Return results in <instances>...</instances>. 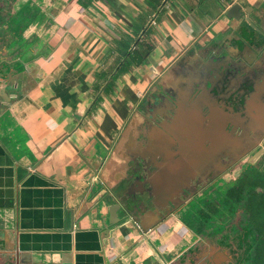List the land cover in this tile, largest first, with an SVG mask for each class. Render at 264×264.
I'll return each instance as SVG.
<instances>
[{"label":"crops","instance_id":"0c3cea01","mask_svg":"<svg viewBox=\"0 0 264 264\" xmlns=\"http://www.w3.org/2000/svg\"><path fill=\"white\" fill-rule=\"evenodd\" d=\"M234 4L241 15L229 18ZM243 39L264 54V0H0V264H170L186 252L196 240L178 215L157 223L151 214L157 224L144 235L130 222L112 224L105 187L151 153L155 131L140 114L143 96L156 94L159 82L181 95L202 48L222 43L264 75V56ZM147 48L144 61L119 71L127 52ZM219 83L217 90L232 87ZM250 96L246 111L258 130L264 92ZM251 155L250 167L252 156H240L222 176L226 199L236 202L250 184L255 192L245 195L260 201L264 139ZM98 182L104 198L85 200ZM180 184H163L168 199ZM228 224L225 242L235 235ZM230 247L240 255L239 244Z\"/></svg>","mask_w":264,"mask_h":264},{"label":"water","instance_id":"95a60500","mask_svg":"<svg viewBox=\"0 0 264 264\" xmlns=\"http://www.w3.org/2000/svg\"><path fill=\"white\" fill-rule=\"evenodd\" d=\"M235 12L237 14H235ZM239 15L241 14L240 6L238 4H234L227 12V17L229 18L232 16L240 17ZM245 23L246 28L251 33H258L257 27L248 18H245ZM250 44L251 43L249 41L243 39V47H247L248 49L251 48L252 50L257 52L258 55H260V50H255V48ZM211 46L214 47L207 48L209 50L207 54L204 53V50H202L201 54H199L201 64H199L200 69L198 72L204 71L203 66L207 59V61H218L220 59L219 56L221 55V53H213L212 50H214L215 48H217L218 50L221 49L222 58L225 60L222 61L223 69H221L220 66V69L218 71L220 75L225 74L226 87L232 86L229 88L230 91L227 89L225 90L232 93L235 91V85H238L240 87L244 86L246 87V89L250 90V95H256L257 86H259L258 84L261 85L263 83L261 82V78L264 77L263 74L261 75L259 73L260 64H255L254 67L251 68V64H248L247 60L244 57L240 55H230L228 49L221 47L222 43L221 45L214 44ZM262 55L264 56V54H261L260 57H262ZM238 63H240L243 67H240ZM176 65H178V63ZM205 74L207 75V73ZM208 74H210V72ZM226 74L229 76L228 80L226 78ZM258 74H260V76ZM216 75L219 74L216 72ZM235 77L237 81L236 79H234ZM211 79L214 82H217L218 80H220V77H213ZM217 85L218 83H215L213 87H216ZM155 86L158 90L157 93L152 95L147 93L145 96H143L139 104V110H141L140 114L146 121L152 124L155 131L150 133L153 140H150V138L148 139L150 140L151 153L146 156V159L141 157L139 158V160L134 159L130 161L131 163L130 168L127 171V177L122 182L117 183L113 187H105L107 190L105 196L110 195L114 200V204H111L109 207V216H111V219L114 218V215L116 217V221L112 224H123L130 222L143 235L149 232L154 226H156V224L159 223L160 219L163 220L164 217H161L162 212L167 207V205H172V201H175V199H177L178 197H182V194L187 192V186L189 184V181H191V176L183 173V167L187 168L188 133L183 132V124L180 121L185 119V111H191L192 108L196 107V110H198L199 114L204 112L202 111V109H200L202 107V103L194 101L195 96L190 86H187V89L185 88L184 90H181V95L175 96H171L170 91L165 89L164 87L158 84ZM258 89L261 91L263 90L261 87H259ZM185 91L187 93H185ZM216 92L218 93L217 90ZM156 95H159V97L170 98V100H168L171 101V104H173L172 110L167 108L168 105L166 103H161V99L159 100V98H157L156 101ZM250 95L248 94V96L246 97H251ZM251 98L252 102V100L254 99L253 97ZM150 99H152V101ZM240 100L242 104L247 106L245 108L247 110H250L249 104L245 100V97L241 98ZM261 101L264 100L262 99ZM197 104L198 106H196ZM191 106L192 108L190 109ZM246 109L244 112H247ZM230 110L231 109L228 108L227 111L230 112ZM247 114L248 116H245L246 118L243 121H248L250 119L249 124H257L256 120H254L256 119L254 116L255 114L251 115L249 114V111ZM202 118L203 117L201 116V120L203 123L205 118ZM171 128L174 132H177V134L181 136L175 137L174 134H171ZM257 129L258 130H256L255 132L257 133L258 131L256 140H258L259 142L255 146L256 148H258V146L264 139V127H258ZM222 136L225 139H231L232 137H234L228 131H226V135L225 133H223ZM172 139L174 140V142ZM177 139H179V141ZM181 144H184L186 146H183ZM226 145L227 147H233L236 144L233 145L232 142L226 141ZM252 149L253 148L246 151L240 158L247 156V154L251 155ZM249 151L251 152L249 153ZM151 177L154 178L151 179ZM173 177L176 179H180V181L183 182L185 186L181 189V191L179 190L168 199V195L164 191L163 184H165V182L170 179H174ZM156 179H163L164 183L155 187L153 185V182H156ZM135 186L139 187L138 192L133 191ZM99 187V182L97 184L91 185L86 192L87 194L85 195V200L90 199V197H94L98 198L96 199V204L97 202L101 201L104 198V194H99ZM151 214L155 215L156 218L159 219L157 223H150L149 216Z\"/></svg>","mask_w":264,"mask_h":264},{"label":"flooded vegetation","instance_id":"af4514ba","mask_svg":"<svg viewBox=\"0 0 264 264\" xmlns=\"http://www.w3.org/2000/svg\"><path fill=\"white\" fill-rule=\"evenodd\" d=\"M221 81L222 84H224V78L218 80L216 83H221ZM217 91L218 95H220L219 100L222 101V108L213 105L211 111L204 112V114L206 113L205 120L202 123L204 127H201V130L202 134L204 133V135H207L208 137L203 138L202 142L198 139L197 141L199 144L196 146L197 148L194 149V151H203L204 156L201 157L198 155L199 152L193 153V150H191L192 153H190V149L187 148V168L183 167V173L191 176V181H189L187 186V192L182 194V197H178L175 201H172V205H167L162 212L161 217L164 218L173 214L178 215L182 219L186 228H188V230L194 235L196 240L193 245L182 254L183 256L181 255L176 258L170 264H227L231 242H233V240L238 241L241 233L248 226L244 223L245 227L243 228L244 224L239 223L240 226L238 225L235 227L238 234L230 236L231 238L225 242L226 235L224 230L229 227L228 223L232 226L233 223L230 222L232 219L228 221L223 219L222 207L224 206L222 205V191L220 195L219 193L222 188V172L223 174L227 173V171L231 170L239 162L238 159L244 152V149L248 151L257 145L258 140H256V136L258 133H255L256 124H249L250 119L241 122H236L235 119L230 122L228 121L229 114L231 113H238L240 116H244V111L243 113H240L241 107L239 106H243V104L239 101L241 97H246L248 94L250 95V93L244 86H241L237 91L232 93L227 92L225 89ZM222 98H224V100ZM238 103H240V105ZM226 106L227 110L228 108L231 109L230 112L226 110ZM209 112L214 114L213 118L208 117ZM229 123L231 124L230 126H228ZM209 129L212 131H209ZM192 131L200 133V131L198 129L195 130L194 127ZM226 131L234 137L231 139H225L222 134L225 133L226 135ZM226 141H230L233 145H236L233 147H227ZM189 146H193L191 141L189 142ZM251 151H249V153ZM255 152L256 151H254L253 154ZM251 156L252 159L248 163L249 167L255 161V156L250 155V157ZM153 178L154 177H151V179ZM184 186L185 184L182 182L179 190L181 191ZM210 194H212V198L208 197ZM212 199H215L216 203L213 204ZM197 202L199 204L198 206H196L197 204L193 205ZM208 210H211V215L209 214L211 219H208L209 217L205 218V220L201 219V217H199L201 211L209 212ZM240 211L243 212V214H245V211L247 212L245 203L238 208L237 213L239 214ZM181 214H186L187 218L182 217ZM243 214L242 217L244 216ZM222 222H224V226L222 225ZM188 223L190 225H188ZM193 226L196 228H192ZM199 229L201 231H199ZM261 232H264V230ZM263 235L264 234H261L262 237ZM218 246L220 248H217ZM240 246L242 251L246 252L248 250V244L246 245L247 249L243 248L242 245Z\"/></svg>","mask_w":264,"mask_h":264},{"label":"rangeland","instance_id":"374dc122","mask_svg":"<svg viewBox=\"0 0 264 264\" xmlns=\"http://www.w3.org/2000/svg\"><path fill=\"white\" fill-rule=\"evenodd\" d=\"M221 45V44H220ZM222 47V46H221ZM203 50H204V53H208L209 52V50L206 48V49H204V48H202ZM213 51V53H216V52H219V53H221V55L219 56L220 57V59L218 60V61H216V60H214V61H205V63H204V66H203V69H204V71H200V72H193V71H191V70H189V73H188V75L190 76V77H192V78H190L189 76L188 77H184V81L182 82V84H184L186 87L187 86H190V88L192 89V92H193V94H194V101H198L199 103H202V107L200 108V109H202V111H211L212 110V106L214 105L215 107H222V101L221 100H219L220 99V95H218V93L216 92V87H213V85L215 84V82L211 79V78H215V77H221V75H220V73H219V67L221 66V69H223V67H222V61L223 60H225V59H223L222 58V50L220 49V50H218L217 48H215L214 50H212ZM208 58H209V55H208ZM197 62H198V64H201V61H200V59L198 58L197 59ZM198 64H196V65H198ZM184 70H187V68H184ZM259 70H261V68H259ZM186 71H184V73H185ZM210 72V74H208ZM216 72L219 74V75H216ZM183 73V74H184ZM205 73H207V75L205 74ZM261 75H262V73H261V71L259 72ZM260 74H258L259 76H260ZM184 75H186V74H184ZM264 76V75H263ZM164 81H162V83H163ZM261 82H263L261 85L260 84H258L259 86H257V90H256V97H262L260 94L262 93V92H264V77L263 78H261ZM160 84V82L158 83V85ZM161 86H162V84H161ZM259 87H261L263 90L261 91V90H259L258 88ZM165 89H167V90H169L170 91V93H171V96H175V95H177V89H178V87H174V88H165ZM179 91H180V89H178ZM185 93H187L186 91H185ZM244 93V92H243ZM258 95H260V96H258ZM158 96V97H157ZM156 98V101H157V98H159V100H160V102L161 103H166L168 106H167V108H169V109H171L172 110V107H173V104H171V101H169L170 100V98H166V97H159V95H156L155 96ZM244 97V96H243ZM176 98V97H175ZM242 98V97H241ZM169 99V100H168ZM223 100H224V98H222ZM251 97H245V100L247 101V103L249 104V106H252V103H251ZM263 100H264V97L262 98ZM151 101H152V99H150ZM246 101H244V102H246ZM240 103H242L241 102V100L239 101ZM240 103H238L239 105H240ZM196 106H198V104L196 105ZM239 107H241L240 108V113H243V111H245V109L246 108H244V107H247L246 105H244L243 104V106L241 105V106H239ZM192 108V106L190 107V109ZM142 109V108H141ZM188 109V108H187ZM226 110H227V106H226ZM189 111V112H188ZM188 112V113H187ZM204 112H202V113H200L199 114V112H198V110H196V107L195 108H192L191 109V111L190 110H187V111H185V119H183L182 121H180L182 124H183V126H182V129H184V133L186 132V133H188V142H187V148H189L190 149V153H192L191 152V150H193L194 151V149H196L197 147V145L199 144V142L197 141L198 139H200L201 140V142L203 141V138H205V137H208L207 135H204V133L202 134V130H201V127H204L203 125H202V120H201V116L203 117L202 119H204L205 118V116H204ZM228 113V112H227ZM206 114V113H205ZM229 114V113H228ZM199 115H201V116H199ZM213 115L214 114H212V113H208V117L210 118V117H212L213 118ZM243 115L244 116H240L238 113L236 114V113H231V114H229V117H228V121L230 122V121H233L234 119H235V121L236 122H241V121H243L246 117L245 116H248V114H247V112H244L243 113ZM154 119H155V117H154ZM205 120V119H204ZM189 124H191L190 125V129L187 127ZM231 124L229 123V125L228 126H230ZM193 127H194V129L195 130H199L200 131V133L199 132H197V131H192V129H193ZM196 127V128H195ZM206 128V127H205ZM207 128H208V126H207ZM171 134H174L175 135V137H178V136H181V135H179V134H177L176 132H174L173 130H172V128H171ZM209 131H212V130H210L209 129ZM183 132H181V133H183ZM195 135V136H194ZM192 136V137H191ZM191 137V138H190ZM173 140V139H172ZM178 141H179V139H177ZM192 142V145L193 146H189V142ZM173 142H174V140H173ZM181 145H183V146H186V145H184V144H181ZM258 150V148H256V147H254V149L253 150ZM188 150V149H187ZM252 150V151H253ZM244 151H245V149H244ZM189 152H188V154H189ZM196 152H199V150H195L193 153H196ZM198 155H200L201 157H203L204 156V152L202 151V152H199V154ZM247 157H250L248 154H247ZM251 160V159H250ZM242 163V162H241ZM239 165H235L232 169L234 170L235 168H237ZM231 169V170H232ZM262 171H259L260 173H264V169H261ZM230 171V170H229ZM229 171H227V172H229ZM226 174V173H225ZM225 174H223L222 173V176L223 175H225ZM243 177H245V176H243ZM242 184H244L243 182H241ZM249 189H252V188H249ZM253 190V192H255V189H252ZM221 191H222V188L220 189V193H219V195L221 194ZM246 193L244 192V189L241 191V193L236 197L237 198V201L236 202H234V201H230V202H224V203H222V205L224 206V207H222V215L224 216V220L225 221H228V220H230V219H232L230 222L231 223H235V225H238V223H240V222H248V223H254L255 225L253 226V230H252V235H254V236H256V238H261L260 236H261V234L260 235H255L256 234V231H255V229H254V227L255 228H257L258 227V229L260 230V231H262V230H264V222L262 223V221H260V220H256L255 221V217H254V215L251 213V211L253 210L251 207H250V218H244V217H242L241 216V218L238 220L237 218H236V216H238L237 214V211H238V208L242 205V202H244L245 203V205L248 207V203H247V201L248 200H246L247 198H248V196L247 195H245ZM225 196V194H224V191H222V202H223V197ZM208 197H210V198H212V194H210ZM216 200L215 199H212V202H213V204L214 203H216L215 202ZM200 202H201V200H200ZM197 204V205H196ZM202 204V203H201ZM193 205H196V206H198L199 204H198V202L197 203H195V204H193ZM233 207V208H232ZM237 207V208H236ZM197 208V207H196ZM195 208V209H196ZM236 210H235V209ZM200 209V208H199ZM261 213H259V215H260ZM240 215V214H239ZM181 216L182 217H184V218H187V216H186V214H181ZM208 219H211V218H208ZM252 223V224H253ZM222 225L224 226V222H222ZM228 225V224H227ZM240 226V225H239ZM230 227L232 228V230H233V233H235L236 235L238 234L237 233V231H236V228L234 227V226H232V225H230ZM224 228V227H223ZM262 229V230H261ZM244 231H245V229L243 230V232L241 233V235H240V238H239V240L237 241V243H240V245H242V247L243 248H246L247 249V243L250 245V243L252 242V243H254L253 242V238L251 237V236H248V235H244L243 233H244ZM260 233V232H259ZM243 234V235H242ZM251 250L252 249H254V248H250Z\"/></svg>","mask_w":264,"mask_h":264},{"label":"trees","instance_id":"16d2710c","mask_svg":"<svg viewBox=\"0 0 264 264\" xmlns=\"http://www.w3.org/2000/svg\"><path fill=\"white\" fill-rule=\"evenodd\" d=\"M148 51H149V49L147 48L144 52L143 51L141 52V50H139V49L129 51V53L127 52L125 54V56H127V57L125 58L124 62L120 65L119 71L125 72L128 70V68L132 64H137L141 60L144 61L146 59V55H148L147 54ZM135 62H137V63H135ZM253 186L254 185L248 184V186L244 188V191L248 190L249 188H253ZM242 187L243 186H241L239 188L241 191H242ZM262 191H263L262 195L261 196L259 195V197L261 198L260 201L259 200L255 201L253 196H248V198H247L248 207L246 206L247 212L245 211V214H243L244 218H247L246 214H248V218H250V207L253 209L251 211V213L254 215L255 221L262 216L261 215L262 213L264 214V212H263L264 211V190H262ZM230 193H231V191H229L227 194H230ZM230 201L231 200L226 199L225 197L223 198V203L224 202L228 203ZM210 211L209 212L201 211V213L199 214L200 215L199 217H201V219H204V220L207 217L210 218V215H211ZM259 213H261V214L259 215ZM241 223H245L246 225H248L245 228L244 233H245V235L251 236L254 239L253 240L254 243L251 242L250 245L247 243L248 249H250L251 246H252L251 248H254V249H252L253 250L252 253L245 254L246 252H244L238 248L240 255H235L236 253H232L230 250V254H229L228 259H227V262H228L227 264H264V235H263V237L261 236V238H256V236L252 235L253 226L255 225L253 222H252L253 224L248 223V222H241ZM188 225H190V224L188 223ZM192 228H194V226ZM254 229L258 234H264V232H261L258 229V227L257 228L254 227ZM199 231H201V230L199 229ZM236 243H237V241L233 240V245H235ZM231 244H232V242H231ZM237 244L240 245V243H237ZM241 261H242V263H241Z\"/></svg>","mask_w":264,"mask_h":264}]
</instances>
